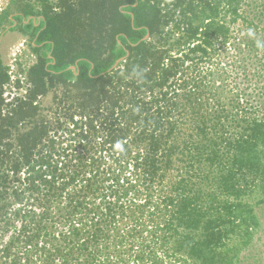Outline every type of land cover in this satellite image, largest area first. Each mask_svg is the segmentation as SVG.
I'll return each instance as SVG.
<instances>
[{
    "label": "trees",
    "instance_id": "1",
    "mask_svg": "<svg viewBox=\"0 0 264 264\" xmlns=\"http://www.w3.org/2000/svg\"><path fill=\"white\" fill-rule=\"evenodd\" d=\"M245 7L10 1L0 31L35 61L6 103L0 54V264L240 262L264 206V11Z\"/></svg>",
    "mask_w": 264,
    "mask_h": 264
},
{
    "label": "rangeland",
    "instance_id": "2",
    "mask_svg": "<svg viewBox=\"0 0 264 264\" xmlns=\"http://www.w3.org/2000/svg\"><path fill=\"white\" fill-rule=\"evenodd\" d=\"M9 1L10 0H0V10L3 9ZM247 2L249 3V7H245L246 10H250L253 13L264 11V0H247ZM259 24L264 27V21ZM9 34H6L1 39L0 54L4 64L11 72L10 81L12 80L13 84L17 80L23 83L24 77L18 72L21 69L25 70L30 67L34 63L35 58L28 47L26 37L17 33ZM222 65L227 69V71H225L226 76L228 77L227 83L233 85V87L234 85L242 86L244 80L243 76L240 73H234L231 71V68L227 66L226 63ZM23 91H25L24 88L18 90L17 96L24 95ZM48 100L49 99L46 101ZM256 212L261 221V227L254 237L252 246L246 253L241 255V260L238 264H264V206L257 208Z\"/></svg>",
    "mask_w": 264,
    "mask_h": 264
},
{
    "label": "built area",
    "instance_id": "3",
    "mask_svg": "<svg viewBox=\"0 0 264 264\" xmlns=\"http://www.w3.org/2000/svg\"><path fill=\"white\" fill-rule=\"evenodd\" d=\"M8 74L10 76L11 72L8 71ZM17 92L18 91L16 90V88L13 84V81L11 80V83L7 87H5V93L3 95V97L5 98V102L10 103L15 97H17V95H18ZM23 93L25 94V91H23Z\"/></svg>",
    "mask_w": 264,
    "mask_h": 264
},
{
    "label": "flooded vegetation",
    "instance_id": "4",
    "mask_svg": "<svg viewBox=\"0 0 264 264\" xmlns=\"http://www.w3.org/2000/svg\"><path fill=\"white\" fill-rule=\"evenodd\" d=\"M11 1V0H10ZM8 4H9V2L7 3V5L3 8V9H1L0 10V13H3V10L8 6ZM11 28L10 27H7V28H5L3 31H0V42H1V39L7 34V33H9V30H10Z\"/></svg>",
    "mask_w": 264,
    "mask_h": 264
},
{
    "label": "water",
    "instance_id": "5",
    "mask_svg": "<svg viewBox=\"0 0 264 264\" xmlns=\"http://www.w3.org/2000/svg\"><path fill=\"white\" fill-rule=\"evenodd\" d=\"M145 39H147V37H145ZM120 61H122V59H121V60H119V61H117V62H116V64L114 65V67H113V68H116V67H117V65L120 63ZM71 69H72V70H74L75 68H74V67H72Z\"/></svg>",
    "mask_w": 264,
    "mask_h": 264
},
{
    "label": "crops",
    "instance_id": "6",
    "mask_svg": "<svg viewBox=\"0 0 264 264\" xmlns=\"http://www.w3.org/2000/svg\"><path fill=\"white\" fill-rule=\"evenodd\" d=\"M9 3H10V1H9ZM15 25V24H14ZM9 33H17V34H19L17 31H11V30H9ZM9 33H7V34H9ZM10 35V34H9ZM21 35V34H20ZM22 36V35H21Z\"/></svg>",
    "mask_w": 264,
    "mask_h": 264
}]
</instances>
